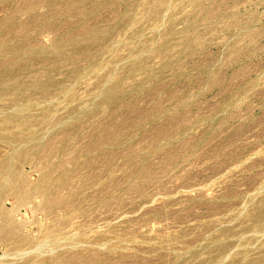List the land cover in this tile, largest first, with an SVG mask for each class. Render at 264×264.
<instances>
[{
  "label": "rangeland",
  "instance_id": "rangeland-1",
  "mask_svg": "<svg viewBox=\"0 0 264 264\" xmlns=\"http://www.w3.org/2000/svg\"><path fill=\"white\" fill-rule=\"evenodd\" d=\"M0 264H264V0H0Z\"/></svg>",
  "mask_w": 264,
  "mask_h": 264
},
{
  "label": "bare ground",
  "instance_id": "bare-ground-1",
  "mask_svg": "<svg viewBox=\"0 0 264 264\" xmlns=\"http://www.w3.org/2000/svg\"><path fill=\"white\" fill-rule=\"evenodd\" d=\"M11 181V180H10Z\"/></svg>",
  "mask_w": 264,
  "mask_h": 264
}]
</instances>
